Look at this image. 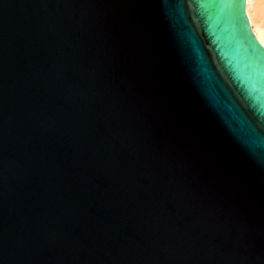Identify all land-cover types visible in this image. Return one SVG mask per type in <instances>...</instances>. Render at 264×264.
Listing matches in <instances>:
<instances>
[{"label":"water","instance_id":"95a60500","mask_svg":"<svg viewBox=\"0 0 264 264\" xmlns=\"http://www.w3.org/2000/svg\"><path fill=\"white\" fill-rule=\"evenodd\" d=\"M0 264H264L246 0H0Z\"/></svg>","mask_w":264,"mask_h":264},{"label":"bare ground","instance_id":"6f19581e","mask_svg":"<svg viewBox=\"0 0 264 264\" xmlns=\"http://www.w3.org/2000/svg\"><path fill=\"white\" fill-rule=\"evenodd\" d=\"M246 13L252 30L264 45V0H246Z\"/></svg>","mask_w":264,"mask_h":264},{"label":"rangeland","instance_id":"374dc122","mask_svg":"<svg viewBox=\"0 0 264 264\" xmlns=\"http://www.w3.org/2000/svg\"><path fill=\"white\" fill-rule=\"evenodd\" d=\"M255 31V30H254ZM256 33V32H255Z\"/></svg>","mask_w":264,"mask_h":264}]
</instances>
